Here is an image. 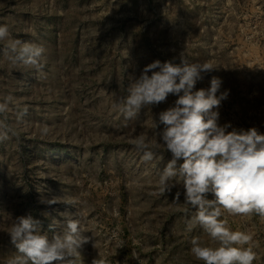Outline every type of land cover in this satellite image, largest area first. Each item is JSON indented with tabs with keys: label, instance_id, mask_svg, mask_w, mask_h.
Returning <instances> with one entry per match:
<instances>
[{
	"label": "rangeland",
	"instance_id": "1",
	"mask_svg": "<svg viewBox=\"0 0 264 264\" xmlns=\"http://www.w3.org/2000/svg\"><path fill=\"white\" fill-rule=\"evenodd\" d=\"M0 24L46 50L39 75L13 70L0 54V97L18 102L9 113L16 135L0 141V264L16 252L7 233L15 218L40 220L51 239L63 232L61 214L77 209L90 238L77 264H136L133 253L144 264H203L190 241L208 237L199 227L186 231L183 195L175 204L177 188L157 194L171 153L145 163L129 143L150 132L152 120L161 131L159 113L177 97L142 109L138 120H125L114 105L127 95L130 77L155 60L179 63L184 52L216 68L196 89L217 76L220 91L229 90L219 123L264 133V0H0ZM42 196L73 204L40 203ZM225 218L253 235L254 264H264V220Z\"/></svg>",
	"mask_w": 264,
	"mask_h": 264
},
{
	"label": "clouds",
	"instance_id": "2",
	"mask_svg": "<svg viewBox=\"0 0 264 264\" xmlns=\"http://www.w3.org/2000/svg\"><path fill=\"white\" fill-rule=\"evenodd\" d=\"M0 45V54L13 70L43 73L46 50L42 45L13 38L7 24H0ZM174 60H155L139 77H130L127 95L114 108L125 120H138L142 109L166 102L169 94L177 97L172 106L159 113L161 131H156L157 123L152 120L151 131H141L129 143L145 163H161L164 153H171L155 182L157 194H171L177 188L173 203L180 204L183 195V209L188 214L186 231L199 227L208 237L206 241L199 236L191 239L190 253L196 261L254 264L257 244L253 235L246 229H232L225 217L258 216L264 220V133L255 127L245 130L219 123L218 109L229 95V90L220 91L221 78L212 76L209 87L196 89L204 74L216 69L211 62H193L184 52L179 63ZM14 105L18 102L12 94L0 97V141L16 135L9 123ZM27 112V107L19 109L17 118L22 119ZM47 132V127L41 129V134ZM61 202L73 204L64 197L40 198V203L50 205ZM61 215L63 232L51 239L42 233L40 220L31 215L15 218L7 233L16 252L3 264H77L80 249L90 239L83 235L88 231L84 217L79 209ZM122 246L121 241L118 247ZM132 259L144 264L135 253ZM92 264L107 261L97 258Z\"/></svg>",
	"mask_w": 264,
	"mask_h": 264
}]
</instances>
